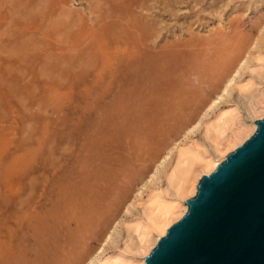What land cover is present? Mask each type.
<instances>
[{"label":"rangeland","instance_id":"374dc122","mask_svg":"<svg viewBox=\"0 0 264 264\" xmlns=\"http://www.w3.org/2000/svg\"><path fill=\"white\" fill-rule=\"evenodd\" d=\"M261 14L264 0H0V264L83 263ZM230 101L250 119L246 96Z\"/></svg>","mask_w":264,"mask_h":264},{"label":"bare ground","instance_id":"6f19581e","mask_svg":"<svg viewBox=\"0 0 264 264\" xmlns=\"http://www.w3.org/2000/svg\"><path fill=\"white\" fill-rule=\"evenodd\" d=\"M259 19L258 33L222 70L200 113L147 168L123 211H117V218L81 264H145L158 241L187 213L186 202L197 194L201 178L255 133L257 120L264 117V14ZM235 91L248 98L250 119L230 101ZM199 129L209 145L194 136ZM120 226L127 232L124 246L117 242Z\"/></svg>","mask_w":264,"mask_h":264},{"label":"water","instance_id":"95a60500","mask_svg":"<svg viewBox=\"0 0 264 264\" xmlns=\"http://www.w3.org/2000/svg\"><path fill=\"white\" fill-rule=\"evenodd\" d=\"M257 130L204 175L188 211L145 264H264V117Z\"/></svg>","mask_w":264,"mask_h":264}]
</instances>
